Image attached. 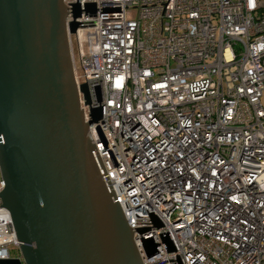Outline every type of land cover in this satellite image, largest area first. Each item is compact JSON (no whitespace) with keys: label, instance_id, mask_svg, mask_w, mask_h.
Returning <instances> with one entry per match:
<instances>
[{"label":"built area","instance_id":"obj_1","mask_svg":"<svg viewBox=\"0 0 264 264\" xmlns=\"http://www.w3.org/2000/svg\"><path fill=\"white\" fill-rule=\"evenodd\" d=\"M62 2L84 121L101 111L87 138L141 263L264 264V0ZM19 245L0 207V261L23 264Z\"/></svg>","mask_w":264,"mask_h":264},{"label":"water","instance_id":"obj_2","mask_svg":"<svg viewBox=\"0 0 264 264\" xmlns=\"http://www.w3.org/2000/svg\"><path fill=\"white\" fill-rule=\"evenodd\" d=\"M66 9L62 0H0V207L23 264H142L87 138L101 111L84 121L68 41L78 24L66 30ZM155 247L145 243L148 257Z\"/></svg>","mask_w":264,"mask_h":264},{"label":"rangeland","instance_id":"obj_3","mask_svg":"<svg viewBox=\"0 0 264 264\" xmlns=\"http://www.w3.org/2000/svg\"><path fill=\"white\" fill-rule=\"evenodd\" d=\"M262 104L264 105V99L262 100ZM12 253V252H11Z\"/></svg>","mask_w":264,"mask_h":264}]
</instances>
